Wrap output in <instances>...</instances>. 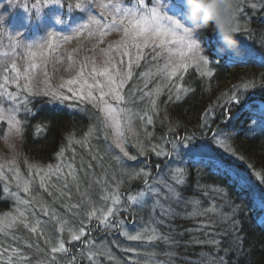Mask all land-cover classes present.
Segmentation results:
<instances>
[{
  "label": "trees",
  "instance_id": "16d2710c",
  "mask_svg": "<svg viewBox=\"0 0 264 264\" xmlns=\"http://www.w3.org/2000/svg\"><path fill=\"white\" fill-rule=\"evenodd\" d=\"M140 1L125 0L128 5ZM52 2L38 15V23L43 25L31 30L38 40L48 27L64 28L69 20H105L95 0L85 5L75 0ZM35 16L31 13L32 20ZM1 19L17 24L21 15L9 10ZM182 23L186 25L184 20ZM238 25L240 45L250 50L239 62L218 55L214 46L210 49L213 37L217 44L219 41L208 29L193 33L200 47L194 61L187 57L186 69L169 75L172 67L166 57L153 49L145 52L135 71L138 81L147 87L134 105L139 113H149L150 122L147 129L138 128L136 139L141 146L166 142L170 150L171 143L178 144L183 137L197 148H209L213 160L197 159L184 148L179 153L175 148L172 158L176 162L172 164L154 154L143 156L138 146V160L147 158L156 166L151 169L145 164L148 175H124L119 167L126 162L130 166L128 160L116 159L122 165H114V169L108 159L103 164L101 152L88 150L84 155V143L93 142L99 127L89 111H73L45 96L31 97L27 113L31 123L23 127L19 168L49 166L63 151L70 153V143L76 140L81 144L76 142L72 149L85 157L77 156L85 172L80 167L74 181H65L64 186L57 181L48 190L33 191L40 204L30 199L26 220L11 224L0 220V264H264V223L252 199L256 193L264 201V110L259 105L264 102V0H239ZM201 57L208 61L206 65ZM207 72L211 75H205ZM245 84L251 86L245 88ZM1 143L0 134V152ZM104 167L113 168L110 186L102 177ZM87 177L96 198L72 196L78 195L73 186ZM241 178L253 182L255 188L242 187ZM109 187L132 195L147 189L148 195L139 202L123 199L115 203V216L135 218L133 230L143 239L126 243L117 235L118 229L110 232L112 221L101 224L106 213L101 211L112 204L105 198ZM152 187L156 192H149ZM16 205L0 185V218L15 212ZM31 215L37 223L29 219ZM61 244L71 245L75 253L62 251Z\"/></svg>",
  "mask_w": 264,
  "mask_h": 264
},
{
  "label": "rangeland",
  "instance_id": "374dc122",
  "mask_svg": "<svg viewBox=\"0 0 264 264\" xmlns=\"http://www.w3.org/2000/svg\"><path fill=\"white\" fill-rule=\"evenodd\" d=\"M52 1L0 0V19L2 16L9 14V10L11 13L17 12L21 15V20L17 24H6L5 19L0 20V134L2 139L0 185L17 204L15 212L6 219L3 217L6 221L0 218L5 223L8 222L7 224L15 223L21 218L23 219L21 221L27 219V214L31 209V204L28 203L30 199H34L32 196L33 191L48 190L51 186L56 185L57 181L64 186L65 181H74L80 175V167L83 170L82 165L79 167L77 158L79 156L82 159V152H76L75 149H72L73 144L78 142L76 140L73 141L74 143H70V153L67 150L63 151L57 156L56 161L49 166L19 168L18 151L20 141L23 127L26 128L31 123L27 113L29 100L34 96L48 97L56 105L65 106L73 111H89L96 119L99 127L93 142L84 143V155L88 150L92 154L101 152V156H104L103 164L108 159L109 166L112 167L122 165L116 159L121 162L128 160L130 166L126 162L121 168L119 167L124 175L128 173H133L136 176L138 173L146 174L145 164L151 166V169L156 166L155 163H151L150 159L138 160V152L135 149L138 146L143 156L149 153L154 154V158L157 157L163 162L170 159L172 164L176 162L172 158V149L175 148L178 153L181 148H184L185 153L197 159H214L211 158L209 148H197L196 145L190 144V140L186 141L183 137H180L178 144L171 143L170 150H168L166 142L156 146V144L143 140V143L147 142V145L144 146L147 149L146 153H144L145 148L136 139L139 126L142 129H147L150 124L149 113H139L134 105L136 103L134 100L138 101L139 96H142L144 92V87H147L143 82L138 81L140 78L135 73L136 67L143 59L145 52L147 50H157L160 55L166 57L167 64L173 67L180 61V58L174 55L177 50L183 48L186 52L184 62L187 66V57L194 61L198 50L194 49L192 52H188L179 43H169L166 46H161L154 37H149L147 46H145L146 42L143 37L133 39L136 29H133L132 25L144 17L151 20V12L155 10L158 13L157 22L161 26L174 27L167 17L172 16L173 19H179L182 23L184 9L182 12L173 9L174 0H151L148 5L144 0H141L138 5H128L125 0H95L96 9L104 16V21L98 23L101 20L89 19V21L73 23L69 20L65 23L64 28L48 27L43 38L38 40L31 34V30L34 27L37 28L43 25L38 23V15L42 13L43 6L49 7L53 4ZM75 1L79 5H85L89 2V0ZM175 2L183 4V0H175ZM116 5H119V10L115 7ZM174 12H176V15H173ZM31 13L37 15L34 20L31 19ZM57 22L63 26L61 21ZM126 29L128 30L127 36H125ZM168 39L171 40L172 38L169 37ZM176 39L187 42L188 37L185 36L182 29H179L176 32ZM191 39L194 40L193 37ZM209 42L210 44L207 40V44L210 45L211 49L214 46L213 40L211 39ZM215 43L217 44V41ZM137 44L140 45L139 48L136 47ZM209 45H207V48ZM168 48L172 49V53H169ZM241 48L245 55L250 54V50L245 46H241ZM13 65H15L16 70L13 69ZM106 68L116 81L115 84H110L107 76L99 74ZM69 81H74V83H69ZM114 89H118L119 95L123 97L122 100L116 98ZM259 103L260 108L264 110V102ZM105 104L110 105L119 113V131L121 133L119 142L122 144L124 152L128 153V156H125L124 152L114 142L117 139V128L107 118L103 110ZM13 116L20 121L22 132L19 135L13 134L8 137L9 119ZM131 138H134V141ZM78 144H81V142H78ZM129 157H133V159H129ZM83 158L85 157L83 156ZM99 164V166L102 165L101 162ZM217 164L219 163L217 162ZM113 168L116 169L115 166ZM113 168L104 167L101 169L104 183L108 186L112 181L111 169ZM83 171L85 172V170ZM135 175L131 179L136 178ZM241 184L250 190L255 188L253 182L243 178H241ZM146 186L142 189H145ZM73 187L78 191V195L72 196H78L85 200L96 198L95 194L92 193L95 190L93 189L92 180H89L88 177L84 181L76 183ZM151 190L156 192L154 187L149 189V192ZM107 193L105 198L112 204L108 206L107 210L101 211L106 212L101 217V224L106 226L107 222L112 221L113 226H109L110 232L118 229L117 235L119 238L122 237L126 243L134 241L129 240L128 236L138 235L133 230L136 225L135 218L129 217L127 214H124L126 216L125 220L117 218L115 216V203H119L123 199L127 203H133L132 198L139 202L141 198L148 195L147 189L138 195H132L128 191L109 187ZM101 195L100 193L99 196ZM117 197L118 202H114ZM252 199L256 212H261L260 221L264 223V201L256 193H253ZM34 202L40 204L39 197H35ZM106 207H103V209ZM109 212L111 215H108ZM29 219L37 223L35 215H31ZM105 219L106 223L104 222ZM36 230L32 229L35 232ZM139 235L143 239L144 236ZM58 238H60L59 233ZM70 246L64 245L61 250H67V252L74 254L75 252ZM91 258L95 260L94 256H91Z\"/></svg>",
  "mask_w": 264,
  "mask_h": 264
},
{
  "label": "snow or ice",
  "instance_id": "6c2138e0",
  "mask_svg": "<svg viewBox=\"0 0 264 264\" xmlns=\"http://www.w3.org/2000/svg\"><path fill=\"white\" fill-rule=\"evenodd\" d=\"M58 2V0H57ZM148 3H151V0H148ZM117 8V10H119V5L115 6ZM173 9L176 10H180L182 12L183 10V4L182 3H176L174 0V3L172 5ZM173 15H176V12L173 13ZM151 16L152 19L149 20L147 17H144L142 19H140L139 21H136L133 23L132 27L133 29H136V31L133 34V39L139 38V37H143L145 40V46H147V41L149 39V37H154L156 38V40L158 41V43L161 44V46H166L167 44L171 43V44H177L179 43L180 45H182L184 48L187 49L188 52H192L194 49L198 50L200 45L193 39H191L193 33L190 31V29L184 25L183 23H181V21L179 19H173L172 16L167 17V19L170 21V24L174 27H164L161 26L157 20H158V13L155 10H152L151 12ZM182 29L183 33L185 34L186 37H188L187 42H185V40H177L176 39V32L177 30ZM237 31L239 32V25L237 27ZM128 35V30H125V36ZM171 37L172 39L169 40L168 38ZM213 40V45H214V50L217 51V48L219 46V44L215 43V37L212 38ZM136 47H140L139 44L136 45ZM169 51V53H172V49L168 48L167 49ZM174 55H177L180 58V61L172 67L169 75H174L178 70L180 69H186L187 68V64L184 62V57L186 56V52L182 49L177 50L176 53H174ZM230 59H232L231 57H229ZM201 61L203 64H207L208 61L205 60L203 57H201ZM13 69H15V65H13ZM82 71H81V75H82ZM100 75H104L107 76L108 81L110 84H115L116 81L113 79L112 75L109 73L108 69H104L102 72L99 73ZM205 75H211L210 72L205 73ZM69 83H74V81H69ZM251 85L249 84H245L244 87L248 88ZM114 91L116 92V98L118 100H122L123 97L119 95L118 89H114ZM103 99V98H101ZM104 112L107 116L108 119H110L112 121V124L115 125V127L117 128V139L114 141L116 143V146L118 148H120V150L122 152H124V148L122 146V144L119 142V137L121 136V133L119 131V120H118V116L119 113L117 112L116 109L112 108L110 105L105 104L104 107ZM22 129L20 127V121L16 120L15 117H11L9 119V132H8V137H11L13 134L19 135L21 134ZM125 156H128L127 152H124ZM129 159H133V157H129ZM180 169H177V172H180ZM181 182V181H178ZM133 202L135 201V198H132ZM114 202H118V197L116 198V200H114ZM93 215H95V213H93ZM108 215H111V213L109 212ZM105 223L107 222L106 219L104 221ZM35 230V229H33ZM73 239H79L78 236L73 235ZM129 240H140L141 236L138 235H129L128 236ZM151 239V238H150ZM64 245L61 244L60 245V249H63ZM59 250V249H54V251Z\"/></svg>",
  "mask_w": 264,
  "mask_h": 264
},
{
  "label": "clouds",
  "instance_id": "9594fccd",
  "mask_svg": "<svg viewBox=\"0 0 264 264\" xmlns=\"http://www.w3.org/2000/svg\"><path fill=\"white\" fill-rule=\"evenodd\" d=\"M238 5L239 0H183V20L192 33L212 29L218 55L239 62L245 54L238 39Z\"/></svg>",
  "mask_w": 264,
  "mask_h": 264
}]
</instances>
